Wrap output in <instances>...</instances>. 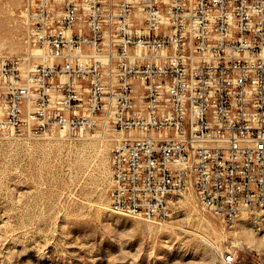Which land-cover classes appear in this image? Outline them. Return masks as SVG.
Returning <instances> with one entry per match:
<instances>
[{
	"label": "built area",
	"instance_id": "obj_1",
	"mask_svg": "<svg viewBox=\"0 0 264 264\" xmlns=\"http://www.w3.org/2000/svg\"><path fill=\"white\" fill-rule=\"evenodd\" d=\"M21 18L48 59L0 57L1 131H125L109 207L157 222L192 189L224 227L260 224L264 0H24ZM215 249L210 264H244Z\"/></svg>",
	"mask_w": 264,
	"mask_h": 264
},
{
	"label": "rangeland",
	"instance_id": "obj_2",
	"mask_svg": "<svg viewBox=\"0 0 264 264\" xmlns=\"http://www.w3.org/2000/svg\"><path fill=\"white\" fill-rule=\"evenodd\" d=\"M23 3L0 0V57L35 51ZM58 130L35 138L0 130V264H210L215 248L244 264L264 258V214H257L260 224L243 215L224 227L192 189L173 196L169 214L155 223L112 211L114 141L104 137L116 131Z\"/></svg>",
	"mask_w": 264,
	"mask_h": 264
},
{
	"label": "bare ground",
	"instance_id": "obj_3",
	"mask_svg": "<svg viewBox=\"0 0 264 264\" xmlns=\"http://www.w3.org/2000/svg\"><path fill=\"white\" fill-rule=\"evenodd\" d=\"M136 13L137 14H141V11H140V9H136ZM29 46H31L35 51H33V52H31L27 57H33L34 59H36V60H38V61H40V62H43V61H45V60H47L48 59V57H47V55H46V53H45V51H43V49L42 48H38V47H36V45H29ZM23 68H26V67H28L29 66V64H24L23 63ZM21 79H20V76H18V82L20 81ZM29 81V80H28ZM28 84V83H27ZM27 84H21V85H19L18 84V86H20V87H27ZM102 127V126H101ZM103 129V131L105 132L106 130H107V128L105 127H103L102 128ZM51 131V130H50ZM50 131H48V132H50ZM60 133H67L68 135H73V134H70V133H68L65 129H59L58 130ZM115 133V134H114ZM38 135V133L37 132H26L25 133V136L26 137H28V138H35V136H37ZM75 135H82V136H84V135H90V133H76ZM126 135V132L125 131H116V132H113V134H111L110 136L108 135V136H106V137H104L105 139L108 137V139H110V140H113V141H115L116 139H118V138H120V137H122V136H125ZM39 136H41V134L40 135H38V137ZM176 194H167V201H168V203H171V199H172V197L173 196H175ZM110 209L112 210V211H114V212H116V213H120V214H124V215H128V214H125V213H122V211H118V209H114V207H110ZM240 218V217H239ZM261 218V217H260ZM146 221H148V220H146ZM262 221H264V220H262ZM149 222H153V221H149ZM257 222H259L258 220H257ZM155 223V222H154ZM211 245V244H210Z\"/></svg>",
	"mask_w": 264,
	"mask_h": 264
}]
</instances>
